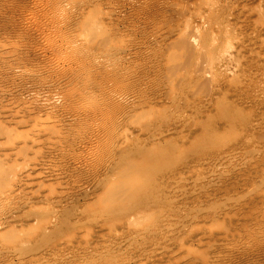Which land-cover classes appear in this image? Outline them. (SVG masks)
Masks as SVG:
<instances>
[{
  "label": "rangeland",
  "instance_id": "rangeland-1",
  "mask_svg": "<svg viewBox=\"0 0 264 264\" xmlns=\"http://www.w3.org/2000/svg\"><path fill=\"white\" fill-rule=\"evenodd\" d=\"M0 264H264V0H0Z\"/></svg>",
  "mask_w": 264,
  "mask_h": 264
},
{
  "label": "bare ground",
  "instance_id": "bare-ground-1",
  "mask_svg": "<svg viewBox=\"0 0 264 264\" xmlns=\"http://www.w3.org/2000/svg\"><path fill=\"white\" fill-rule=\"evenodd\" d=\"M119 86H120V85H119ZM121 86H122V84H121ZM121 86H120V87H121ZM120 87H119V88H120ZM121 88H122V87H121ZM51 104H52V103H51Z\"/></svg>",
  "mask_w": 264,
  "mask_h": 264
}]
</instances>
